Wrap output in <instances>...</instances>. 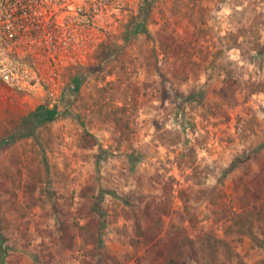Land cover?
Masks as SVG:
<instances>
[{"label":"rangeland","instance_id":"rangeland-1","mask_svg":"<svg viewBox=\"0 0 264 264\" xmlns=\"http://www.w3.org/2000/svg\"><path fill=\"white\" fill-rule=\"evenodd\" d=\"M135 19L58 86L42 70L34 85L0 82V138L13 135L0 145L1 264H159L183 239L195 252L183 264H264V0H149ZM63 95L71 113L14 134ZM144 207L149 244L133 231Z\"/></svg>","mask_w":264,"mask_h":264},{"label":"built area","instance_id":"built-area-1","mask_svg":"<svg viewBox=\"0 0 264 264\" xmlns=\"http://www.w3.org/2000/svg\"><path fill=\"white\" fill-rule=\"evenodd\" d=\"M149 0H0V82L60 85L58 71L88 54ZM32 72V76L28 73ZM36 72V73H35Z\"/></svg>","mask_w":264,"mask_h":264},{"label":"trees","instance_id":"trees-1","mask_svg":"<svg viewBox=\"0 0 264 264\" xmlns=\"http://www.w3.org/2000/svg\"><path fill=\"white\" fill-rule=\"evenodd\" d=\"M111 53V50H107L106 52L102 51L101 53L100 51H98L94 55V58L99 59L100 61H107L108 58L111 56ZM80 84L81 80L79 76L75 75L70 78L69 83L67 85V93H69L70 96L76 93ZM58 105L59 110L57 106H53L52 108H47L44 105L37 106L34 110L32 119L29 116L22 118L21 122L19 123V128L14 131V134L16 133L18 136H25L27 135V131L30 127H33L36 124H40L43 122L52 121L60 113H71L69 107V99L65 98L64 95L59 100ZM12 139L13 135H7L6 137H2L0 138V145L10 142ZM82 141L83 145H85L86 147L94 145L92 137L87 133H84L82 135ZM238 163V159H233L225 170L231 171L237 166ZM95 209L97 211V214L99 215V210L97 208ZM139 215H137L136 212H132L133 231L135 235L138 236L144 244L152 243L156 240L157 235L159 233L158 226L153 219V213L149 210L148 207H144V209L139 213ZM99 222L100 219H90L89 222H86L89 237L93 241H98L97 236L99 234ZM4 249V241L2 236L0 235V264L3 260ZM187 251H189L191 255H195V252L192 250V242L190 240H171L169 244L165 246V248L161 249L159 264H183V259L186 257Z\"/></svg>","mask_w":264,"mask_h":264}]
</instances>
